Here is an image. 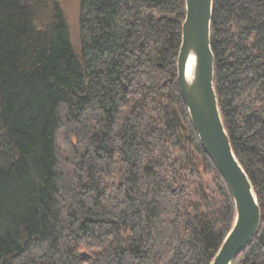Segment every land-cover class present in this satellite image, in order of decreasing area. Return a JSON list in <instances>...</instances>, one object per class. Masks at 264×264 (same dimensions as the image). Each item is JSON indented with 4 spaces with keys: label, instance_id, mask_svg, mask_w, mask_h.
<instances>
[{
    "label": "trees",
    "instance_id": "16d2710c",
    "mask_svg": "<svg viewBox=\"0 0 264 264\" xmlns=\"http://www.w3.org/2000/svg\"><path fill=\"white\" fill-rule=\"evenodd\" d=\"M185 0H0V264H210L235 208L177 80ZM214 90L260 224L264 0H213Z\"/></svg>",
    "mask_w": 264,
    "mask_h": 264
},
{
    "label": "water",
    "instance_id": "95a60500",
    "mask_svg": "<svg viewBox=\"0 0 264 264\" xmlns=\"http://www.w3.org/2000/svg\"><path fill=\"white\" fill-rule=\"evenodd\" d=\"M212 8L213 0H185L177 80L201 148L224 181L235 208L233 225L210 264H233L255 236L261 216L251 181L233 152L214 90Z\"/></svg>",
    "mask_w": 264,
    "mask_h": 264
},
{
    "label": "rangeland",
    "instance_id": "374dc122",
    "mask_svg": "<svg viewBox=\"0 0 264 264\" xmlns=\"http://www.w3.org/2000/svg\"><path fill=\"white\" fill-rule=\"evenodd\" d=\"M69 28L70 37L73 43L78 40V24H79V0H59Z\"/></svg>",
    "mask_w": 264,
    "mask_h": 264
},
{
    "label": "bare ground",
    "instance_id": "6f19581e",
    "mask_svg": "<svg viewBox=\"0 0 264 264\" xmlns=\"http://www.w3.org/2000/svg\"><path fill=\"white\" fill-rule=\"evenodd\" d=\"M191 70H192V65L189 64V65H188V72H187V76H188V77H189L190 74H191Z\"/></svg>",
    "mask_w": 264,
    "mask_h": 264
}]
</instances>
